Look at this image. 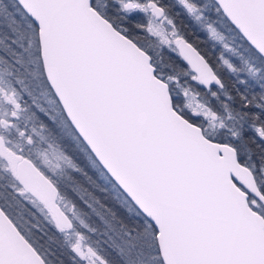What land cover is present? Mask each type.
Segmentation results:
<instances>
[{"label": "snow or ice", "instance_id": "snow-or-ice-1", "mask_svg": "<svg viewBox=\"0 0 264 264\" xmlns=\"http://www.w3.org/2000/svg\"><path fill=\"white\" fill-rule=\"evenodd\" d=\"M63 257L264 264V0H0V264Z\"/></svg>", "mask_w": 264, "mask_h": 264}, {"label": "trees", "instance_id": "trees-1", "mask_svg": "<svg viewBox=\"0 0 264 264\" xmlns=\"http://www.w3.org/2000/svg\"><path fill=\"white\" fill-rule=\"evenodd\" d=\"M53 235H54V233H53ZM52 248H53L54 251L57 250V248H58V242L53 241ZM63 259L65 260V264H67V258L66 257H63Z\"/></svg>", "mask_w": 264, "mask_h": 264}]
</instances>
